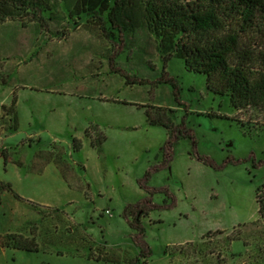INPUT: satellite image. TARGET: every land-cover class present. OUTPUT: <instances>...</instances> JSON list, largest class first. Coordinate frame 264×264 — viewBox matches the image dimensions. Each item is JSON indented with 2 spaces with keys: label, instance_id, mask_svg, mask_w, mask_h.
<instances>
[{
  "label": "rangeland",
  "instance_id": "obj_1",
  "mask_svg": "<svg viewBox=\"0 0 264 264\" xmlns=\"http://www.w3.org/2000/svg\"><path fill=\"white\" fill-rule=\"evenodd\" d=\"M80 1L0 22V264H264V105Z\"/></svg>",
  "mask_w": 264,
  "mask_h": 264
},
{
  "label": "trees",
  "instance_id": "obj_2",
  "mask_svg": "<svg viewBox=\"0 0 264 264\" xmlns=\"http://www.w3.org/2000/svg\"><path fill=\"white\" fill-rule=\"evenodd\" d=\"M51 1L55 6H66L68 0ZM50 3L0 0V22L29 15L30 21L44 23L42 15L50 11ZM81 6L86 9L82 12L89 15L102 6L107 14L105 22L124 32L141 28L153 35L159 55L181 58L187 70L204 74L209 90L226 94L232 107L264 105V52L253 51L250 37L264 27V0H81L75 9ZM103 138L100 134V141ZM75 142L77 149L80 143ZM255 199L260 212L262 201L257 196ZM141 215L131 222L125 212L130 227L140 233ZM5 238L0 241V249H37L33 238L27 240L15 234H6ZM96 259L119 262L113 256ZM127 264L142 263L135 258Z\"/></svg>",
  "mask_w": 264,
  "mask_h": 264
},
{
  "label": "built area",
  "instance_id": "obj_3",
  "mask_svg": "<svg viewBox=\"0 0 264 264\" xmlns=\"http://www.w3.org/2000/svg\"><path fill=\"white\" fill-rule=\"evenodd\" d=\"M263 193H264V188H263Z\"/></svg>",
  "mask_w": 264,
  "mask_h": 264
}]
</instances>
